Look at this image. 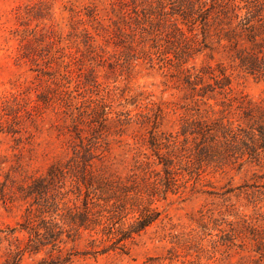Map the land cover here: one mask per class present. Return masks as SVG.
I'll return each instance as SVG.
<instances>
[{"label": "rangeland", "instance_id": "rangeland-1", "mask_svg": "<svg viewBox=\"0 0 264 264\" xmlns=\"http://www.w3.org/2000/svg\"><path fill=\"white\" fill-rule=\"evenodd\" d=\"M228 1L0 0V264H264V143L215 129L218 159L190 133L264 125V71L239 59L264 68V0ZM221 71L229 94L205 87ZM99 180L159 212L124 250L65 223L111 204Z\"/></svg>", "mask_w": 264, "mask_h": 264}, {"label": "trees", "instance_id": "trees-1", "mask_svg": "<svg viewBox=\"0 0 264 264\" xmlns=\"http://www.w3.org/2000/svg\"><path fill=\"white\" fill-rule=\"evenodd\" d=\"M214 3H221L220 5L226 3V0H212ZM228 1V0H227ZM229 2V1H228ZM213 5L212 7H214ZM241 8V7H240ZM237 9H239V4H233L232 10L234 11L235 17H239V13L237 12ZM243 20H246V22H243L244 25H246V28H251L253 24H250L251 20L248 18V16L242 18ZM241 19V20H242ZM240 62L243 66H246V68L252 70V71H264L263 66H261L257 60L256 57H250V56H239ZM219 78L215 79V84L217 86H212L211 84L206 85V89L209 87V90H214L215 88H219L221 93L229 94L231 93V79L230 76L226 75L225 72H220V74L217 75ZM212 77V76H211ZM189 83H192L191 80H188ZM229 99L232 101L233 99L229 97ZM199 128H194V130H191L190 133H196L198 136L195 138L197 139L199 135L201 136V141L199 144L201 145L203 143V146L200 150L206 149L207 152L206 155H213L216 156L217 154L215 152V147L218 145V143L221 140H218L217 135H213V130H217L222 133V136L224 137L225 142H235L233 143L234 146L238 145L242 149H247L249 152L256 153L260 146H257L254 142V138L256 139V134H258V139L264 143V125L260 126L257 130L258 133H255L254 131H243L241 134L233 131L230 127H228L225 124H219L218 126L211 127L210 125L206 124L203 126H199ZM184 132V134L187 133ZM240 134V137H239ZM236 140V141H235ZM263 146V145H262ZM264 147V146H263ZM248 152V153H249ZM218 159H221L224 156H216ZM53 169L49 170V176H51ZM168 175L166 177V180L164 182L160 181H154L151 182L152 188L147 193L151 196H154L155 194H158L160 192L164 193V195L167 194V192L172 188L173 184H176L177 179L175 176H171V172H168ZM87 174L85 176H82L84 180H86ZM51 181L53 177H47ZM93 179L92 177H90ZM100 182V190L104 191V194L106 196L104 197V201L106 203H109V205L97 212V217L93 218V212H91L90 208H87V201H89V198L86 199L87 201L84 203L85 208L84 210L80 211H74L69 214V217H67L65 223L69 226L68 231L73 234H78L80 229L82 227L85 228H94L95 225H103V231L104 234H106L108 237H111L113 235L112 239H115L114 243L116 244L115 247L120 248L124 250L126 248V240L129 238H133L136 234H139L143 230H145L149 225H151L159 215V212L151 207V203H153V200L151 199L150 202H148L147 205H144L142 208H140V205H142V200L140 197V193H142V188L137 189L138 185H135V195L137 196H128L130 194V191L133 190V188L129 189L126 185L120 184V182L115 181H103L99 180ZM37 183V182H36ZM35 183V185H36ZM117 183V184H116ZM92 184V183H91ZM38 185V184H37ZM38 187V186H37ZM37 194L41 196L43 194L42 190H36ZM151 192V193H150ZM89 194H87L88 196ZM133 199L132 205L135 207H132V212H137V216H133V219L130 223L129 229H124L123 226L125 225L124 219L128 218V214L130 213L127 208V204L129 199ZM95 199V198H94ZM96 199H101L97 197ZM92 203H97L95 200L91 201ZM105 219V221H104ZM123 221V222H122ZM49 222V221H47ZM53 222V221H52ZM116 224L119 225V227H116ZM54 227L56 226V223L51 224ZM49 229V226L47 227ZM50 231V230H49ZM60 231V230H58Z\"/></svg>", "mask_w": 264, "mask_h": 264}]
</instances>
